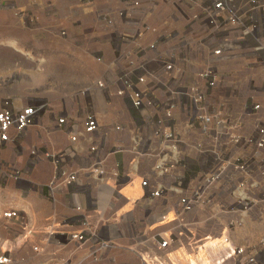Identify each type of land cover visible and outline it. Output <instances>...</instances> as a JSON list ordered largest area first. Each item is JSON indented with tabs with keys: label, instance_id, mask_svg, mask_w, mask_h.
Instances as JSON below:
<instances>
[{
	"label": "built area",
	"instance_id": "built-area-1",
	"mask_svg": "<svg viewBox=\"0 0 264 264\" xmlns=\"http://www.w3.org/2000/svg\"><path fill=\"white\" fill-rule=\"evenodd\" d=\"M119 1L123 5L117 12L120 26L111 29L108 38L112 54L93 86L77 90L85 104L81 113L82 130L96 134L99 140L89 145L90 154L102 146L111 132L126 131L134 152L145 155L152 151L159 158L153 167L159 176H170L176 165L182 168L183 173L177 181L187 186L177 201L178 211L183 213L219 194H226L231 200H242L244 185L250 182L254 183L252 188L258 190L256 198L264 197V188L259 190L264 187V179L247 181L236 175L245 165L236 152L245 143L254 148V153L264 146L262 123H258L245 139L244 118L255 120V123L262 120L258 115L262 113V103L243 95L237 76L256 72L253 67H259L258 64L264 73V0ZM158 8L166 10V17H160L163 19L160 28H149L146 17ZM104 20L112 25L110 18L105 16ZM147 32L155 35L152 37ZM166 42L173 43L165 47ZM96 60L101 57L96 55ZM259 76L263 84L258 90H262L264 76ZM248 89L256 90L254 86ZM96 91L102 96V104L109 102L111 96L118 97L125 105L127 118L123 121L112 119L103 126L99 122V112L103 108L92 105L89 99ZM39 108L37 104L13 105L10 97H3L0 101V147L20 136L33 122ZM56 126L68 129L67 118H57ZM68 138L74 143L75 132ZM116 140L120 142L121 138ZM186 151L196 153V157L163 160L168 154ZM72 152L69 144L57 153L40 155L51 158L54 163L51 177L43 184L47 193L75 186L77 174L65 166V157ZM254 157L250 155V167L252 161L258 167L264 164V152ZM17 174L13 169L0 172V182L7 176L16 178ZM154 181L151 182L147 174L139 176L143 200L159 197L165 189L161 179ZM239 212L241 210L233 209V214ZM1 214L19 219L18 212L13 209ZM227 228L228 234L220 237V234L214 236L212 230L176 225L162 235L157 245L164 252L175 244L195 250V254L201 252L193 258L197 264H264V240L254 245L236 243L230 237L229 222ZM66 235L76 243L89 239L84 229L69 231ZM203 254L205 262L201 261ZM140 258L142 264H151L147 258ZM7 261L8 257L0 253V264Z\"/></svg>",
	"mask_w": 264,
	"mask_h": 264
},
{
	"label": "crops",
	"instance_id": "crops-1",
	"mask_svg": "<svg viewBox=\"0 0 264 264\" xmlns=\"http://www.w3.org/2000/svg\"><path fill=\"white\" fill-rule=\"evenodd\" d=\"M72 13L77 16L71 21L68 10L59 12L64 16V25L78 26L84 10ZM40 14L42 17L37 16L39 23L32 30L10 19L8 10L0 12L1 54L22 56L27 51L34 54L43 52L50 60L39 63V70L30 75L31 81L28 79L29 84L22 79L18 86H12L7 78L5 83H0V101L8 96L13 105L37 104L40 107L33 122L22 130L20 136L0 147V172L12 169L18 172L16 178L7 176L0 182V186L11 194L9 201L0 199V253L8 257L4 264H142L140 256L150 260L151 264H191L190 259L197 257L199 252L195 254V250L190 251L178 244L164 252L157 245L172 226L183 225L197 230L182 223L188 214L178 211L173 205L179 192L172 190L177 188L181 191L186 188V183H178L176 187L174 181H163V176L153 168L159 158L152 151L145 155L134 152L124 130L119 134L111 132L102 146L90 154L89 145L99 140L96 134L82 130L81 113L85 104L77 90L93 86L103 71L93 79L89 70L91 76L85 78L77 66L68 70L63 65L62 59L66 60L67 52L61 55L62 59L54 60L50 53L63 52L54 44L57 35L52 26L56 24L57 17H51L46 9ZM26 34L27 38L34 40V45L29 46L23 41ZM77 55L81 62L83 55ZM91 62L89 60L88 63ZM2 68L3 72L6 67ZM237 76L242 90L248 86H254L256 90L262 88L261 76L255 71L250 76H245V72ZM70 85L73 88L70 89ZM89 99L92 105L103 108L99 112V122L103 126L112 119L123 121L127 118L125 105L118 97L111 96L109 102L102 104V96L96 91ZM111 107L115 110L111 111ZM59 117L67 118L68 129L56 126ZM71 132L76 134V141L72 144L68 138ZM24 137L35 141L27 143L32 139L23 141ZM117 137L121 138L120 142ZM55 138L59 146H53L57 142ZM69 144L73 152L65 157V166L76 172L75 186L47 193L43 184L51 177L54 163L51 158L40 155L57 153ZM185 154L187 159H194L191 155L194 152L186 151L168 154L163 160L174 161V158L185 157ZM182 173V168L176 165L168 177L177 180ZM141 174H147L153 183L158 178L162 180L161 186L165 189L159 197L143 200L141 189L140 194H132ZM8 209L16 210L19 219L2 216V211ZM225 220L226 224H221L216 232L212 230L214 236L228 234V218ZM80 229L89 234L88 240L76 243L68 239L66 233ZM230 237L234 240L233 236Z\"/></svg>",
	"mask_w": 264,
	"mask_h": 264
},
{
	"label": "rangeland",
	"instance_id": "rangeland-1",
	"mask_svg": "<svg viewBox=\"0 0 264 264\" xmlns=\"http://www.w3.org/2000/svg\"><path fill=\"white\" fill-rule=\"evenodd\" d=\"M162 6L166 7L165 4H162ZM122 7V1L120 2L119 0H0V12L3 9L8 10L10 19H13V21L18 23L21 22L25 27H29L30 29H32L37 23H39L37 16L39 15L40 17H42V14H40L41 10L43 11V9H46L50 11L51 17H57L55 21L56 24H53L52 26L53 32H55V34L57 35V40L56 42H54V44L55 47L57 46L59 47V49L62 48L63 51L50 53L52 54V58H54V60L59 58L62 59L63 57L61 55H63L64 52H67V61L62 59L64 61L63 65H66V68L68 70H70L69 67L77 66L81 70V73L84 74L85 78L87 77V75L89 76L88 72L89 70H91L90 73H92L93 79L98 77V75L102 73L106 61L112 54L108 40V38L110 37L109 32H111V29L116 30V28L120 26L117 12ZM79 9L84 10V15H81L80 23L78 24V26L76 24H73V26L72 24H69L68 26L64 25V16H61L59 12H64L65 10L67 12L68 10V18L70 17L69 20L72 21L73 17L77 16L74 15L72 11L76 12L77 10L79 11ZM165 11L166 10L158 8L152 11L149 16L146 17V23L149 28H160L163 20L160 17H162V15L166 17ZM105 16L111 19L112 25H108L105 23ZM171 24L173 25L172 20ZM80 28L82 29L80 30L81 32L79 31ZM147 33L150 36L152 35V37L155 35L149 32ZM26 36L27 34L23 36V41L26 42L29 46L30 44L34 45V40H32V38L30 37H28V39ZM65 36L67 37V39H65ZM59 38L62 39L60 40ZM172 43L173 42H166L163 45L167 47L171 46ZM9 52L11 53L13 51ZM42 53L43 52H36L34 54V52L27 51V53H23L22 56H17L15 55V53L9 54L10 56H7L4 53H0V69L3 70L2 66L6 67L4 68L3 72L0 70V83H5L4 80H6L7 78L9 80V84L12 86H18L21 83L20 81H23L22 79H24V81L29 84L28 79L30 80V75L32 76L34 72L39 70V63L44 64L45 59L48 60L47 62H50V60L48 59L49 56L48 58H45V55ZM77 54L83 55V60H81L82 57L80 56L81 62L78 61L77 58L79 57V55ZM96 55L100 56L101 60H96ZM37 59H40L42 61L38 62L39 60L37 61ZM88 59L92 61L90 64L88 63ZM75 63L78 64L76 65ZM229 65H232V63ZM258 65L259 67L256 66L253 68H256L254 69L256 70V73L258 75L262 74L263 77L264 73L262 68L260 67L261 64ZM258 70H260L261 72ZM251 74H253V72L251 71L245 72V76H250ZM69 87L70 89L73 88V86L71 85ZM222 91L223 89L220 90V93ZM241 91L244 96H250L251 98L259 100L262 103V113L258 114L263 118L262 120L255 123V120H250V118L248 117L244 118V135L245 139H248L252 134V130L258 125V123L264 124V89H244ZM114 105L115 103L113 102V107ZM113 107H111V111L115 110V108ZM23 139V141H29L32 138L24 137ZM55 139L57 140V138ZM34 141L35 139L33 138L27 143H31ZM53 146H59L58 140L57 142L53 143ZM262 148L263 150H258L254 153V148H252L250 144L245 143L244 147L236 152L239 158H241L245 163V165L243 166L244 169H241L236 173L237 177H245L247 181H249L250 178L264 179V164H261L258 167V165L254 163V161H252V167H250L249 165L251 161L250 155L252 154L256 157L259 153L264 152V146ZM191 155L194 158L196 157V153ZM8 157L9 155L6 156V158ZM187 157L188 155L185 154V159ZM247 164L248 167H246ZM196 169H198V166H196ZM163 180H166L168 182L174 181V185L176 187L179 183L174 179V177H168L167 175L163 176ZM253 184L254 183L250 182L249 184L244 185V199L242 200H231L226 196V194H219L210 201L195 205L190 211L185 213L188 215L183 218L182 223L189 224L194 228L197 227L200 231L205 229L213 230L216 232L221 224H226L225 219L228 218L227 222H229L230 226V235L234 237L236 243L238 242L254 245L259 241L264 240V197L256 198L255 194H257L258 190L255 191L252 188ZM134 187L135 188L134 190H132V194L136 196L140 194V188L138 187L137 183ZM3 188L4 186H0V199L2 201H9L11 199V194L6 191V188ZM263 188L264 187L262 186L259 190ZM172 192H179L180 195L184 192V189L179 191L176 188L172 190ZM178 197L175 199V201H173V205H176L177 210L179 208L177 201ZM234 203L237 204V207L235 208L233 207ZM127 207H130V204H127ZM231 208L241 210V212H239L238 214H233V209ZM168 217H170V214ZM200 254L202 253L199 252L198 255ZM205 257L206 256H204V254L201 255V261L205 262ZM190 261L194 262L193 258H191Z\"/></svg>",
	"mask_w": 264,
	"mask_h": 264
},
{
	"label": "bare ground",
	"instance_id": "bare-ground-1",
	"mask_svg": "<svg viewBox=\"0 0 264 264\" xmlns=\"http://www.w3.org/2000/svg\"><path fill=\"white\" fill-rule=\"evenodd\" d=\"M196 263V262H195ZM191 264H194L193 262H191ZM197 264V263H196Z\"/></svg>",
	"mask_w": 264,
	"mask_h": 264
}]
</instances>
